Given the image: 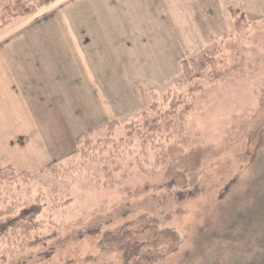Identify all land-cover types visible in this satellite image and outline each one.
Listing matches in <instances>:
<instances>
[{
    "label": "rangeland",
    "instance_id": "1",
    "mask_svg": "<svg viewBox=\"0 0 264 264\" xmlns=\"http://www.w3.org/2000/svg\"><path fill=\"white\" fill-rule=\"evenodd\" d=\"M21 1L39 6V0H0V38L26 19L38 20L49 15L64 2L57 0L51 6L42 5L32 17H17L9 24L5 23L1 17L4 11ZM235 4L234 15L247 17L252 25L241 37L224 40V45L218 47H223V51L215 54L212 61H207L212 63L211 68L204 65L203 70L198 69V62H195L205 49L186 58L196 73L200 71L199 76L189 79L182 71L180 78L157 92L149 106L160 107L168 94H181L187 98L185 129L187 139L191 141L190 148L206 144L221 148L231 144L243 126L246 127L255 115L259 116L249 128L250 135L247 133L242 137L234 153L226 156L229 159L225 165L219 166L216 160L204 164V171L196 179L198 185L192 192L197 201L184 204L183 211L178 214L181 219L178 224L186 230L181 235L184 238L182 251L171 260L172 264H264V105L260 93L264 86V4L258 6L255 0H237ZM254 25L260 29H254ZM233 33L234 30L214 41ZM148 109L138 116L116 121L118 126L112 135L108 127L115 122L102 130L89 132H93L95 142L109 138L119 140L127 135L126 125L140 121V116ZM131 150L132 154L117 161L121 168L114 174L129 173L130 189L146 180L136 171L140 155L137 142ZM75 151L76 146L71 155L56 160L49 167L56 162L68 163ZM145 156L147 154L140 160ZM14 170L31 178L30 184L23 188L30 190H22L19 198L23 202L39 198L45 205L38 217L44 222L41 231L45 234L44 240H35L44 246L40 248L43 256L39 259L31 248L18 257L9 258L5 264L95 262L104 243L120 230L118 210L124 202H120L118 195L123 193L95 187L84 171L74 170L68 177H56L45 173L46 170L33 174ZM56 189L58 193L54 191ZM141 200V207L148 208L147 202ZM59 202L62 206L55 209ZM170 205H159L156 211L167 213ZM8 219L12 220L11 217ZM5 220L0 219V228Z\"/></svg>",
    "mask_w": 264,
    "mask_h": 264
},
{
    "label": "crops",
    "instance_id": "2",
    "mask_svg": "<svg viewBox=\"0 0 264 264\" xmlns=\"http://www.w3.org/2000/svg\"><path fill=\"white\" fill-rule=\"evenodd\" d=\"M258 6L264 0H255ZM237 0H64L0 38V171L38 173L78 137L140 115L233 32Z\"/></svg>",
    "mask_w": 264,
    "mask_h": 264
},
{
    "label": "trees",
    "instance_id": "3",
    "mask_svg": "<svg viewBox=\"0 0 264 264\" xmlns=\"http://www.w3.org/2000/svg\"><path fill=\"white\" fill-rule=\"evenodd\" d=\"M56 1L39 0V6L21 1L14 7L7 8L1 17L9 24L13 18L32 17L37 14L40 6H51ZM233 23L232 35L213 41L201 52L195 60L198 62V69L203 70L204 65L211 68L212 63L207 61H212L215 54L221 53L223 47H218L224 45V40L241 37L252 25L245 16L234 15ZM253 28L260 29L257 25ZM182 71L189 79L198 77L200 72L196 73L190 67V61L186 60L182 63ZM260 93L264 105V86ZM186 106L187 98L181 94H168L160 107L155 104L140 116V121L128 123L124 138L95 142L93 132L83 134L78 138L76 151L68 163L56 162L45 171L56 177H68L74 170L84 171L89 174L87 177L92 179L89 178L95 187L123 193L118 195L120 202H124L123 207L118 210L120 230L110 241L104 243L100 255L92 264H172L171 260L182 251L184 238L181 235L186 230L178 224L181 220L178 214L183 211L184 204L191 200L197 201L196 194L192 192L198 185L196 179L202 175L204 164L216 160L219 166L225 165V161L229 159L226 156L234 153L242 137L247 133V136L250 135V126L259 118L256 115L252 117L240 134L230 141L231 144L221 148H213L207 144L190 148L191 141L187 139L185 129L188 114ZM116 126L117 122L108 127L110 135ZM135 142L140 149L136 171L145 176L146 180L130 189L127 180L129 173L121 171L115 176L114 174L121 168L117 161H123L126 154L133 153L131 147ZM145 154L147 156L140 160ZM69 168L73 170L69 171ZM30 181L29 176L17 174L11 167L0 171V219H6L0 228V264H5L9 258L18 257L31 248L37 253L38 259L43 256L40 248L44 245L37 244L35 240H44L42 236L45 234L41 232L44 222L38 220V217L45 205L39 198L33 201L26 199V202L19 198L22 190L29 189L23 188ZM54 191L59 192L58 189ZM141 199L147 202L148 208L141 207ZM167 203L172 204L168 207L169 212L156 211L159 205L165 207ZM61 206L62 203L59 202L54 207L56 209ZM9 217L12 218L11 221Z\"/></svg>",
    "mask_w": 264,
    "mask_h": 264
}]
</instances>
